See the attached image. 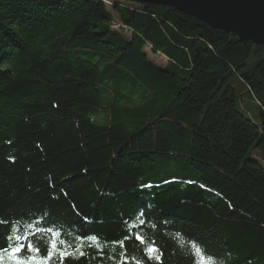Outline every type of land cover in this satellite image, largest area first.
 I'll list each match as a JSON object with an SVG mask.
<instances>
[{"label": "trees", "instance_id": "obj_1", "mask_svg": "<svg viewBox=\"0 0 264 264\" xmlns=\"http://www.w3.org/2000/svg\"><path fill=\"white\" fill-rule=\"evenodd\" d=\"M257 154L263 47L171 7L0 0V247L39 259L56 233L48 264H264Z\"/></svg>", "mask_w": 264, "mask_h": 264}, {"label": "water", "instance_id": "obj_2", "mask_svg": "<svg viewBox=\"0 0 264 264\" xmlns=\"http://www.w3.org/2000/svg\"><path fill=\"white\" fill-rule=\"evenodd\" d=\"M171 7L212 29L264 48V0H124Z\"/></svg>", "mask_w": 264, "mask_h": 264}, {"label": "snow or ice", "instance_id": "obj_3", "mask_svg": "<svg viewBox=\"0 0 264 264\" xmlns=\"http://www.w3.org/2000/svg\"><path fill=\"white\" fill-rule=\"evenodd\" d=\"M56 233L53 234V240L49 242V245L47 246L49 248L47 256L46 257H40L37 258L41 248L40 246L29 242L27 244L23 243L21 241L20 237H15L14 242L10 243L8 245V248L0 247V253L3 252H9L10 257L15 261V264H48V261L52 259L54 254L57 250V243L55 241ZM137 239H142L141 237H137ZM26 254L35 253V255H27L26 258L24 256H21V253L25 252ZM155 248H149L148 252L152 253L155 252ZM69 255L67 252L61 251L60 252V259L61 264H63V259L65 256ZM158 258V257H157ZM0 264H2V256H0Z\"/></svg>", "mask_w": 264, "mask_h": 264}, {"label": "rangeland", "instance_id": "obj_4", "mask_svg": "<svg viewBox=\"0 0 264 264\" xmlns=\"http://www.w3.org/2000/svg\"><path fill=\"white\" fill-rule=\"evenodd\" d=\"M151 59L158 65H162L161 61L154 56H151ZM257 158H259L260 162L262 163V165L264 166V155L261 154H257Z\"/></svg>", "mask_w": 264, "mask_h": 264}]
</instances>
